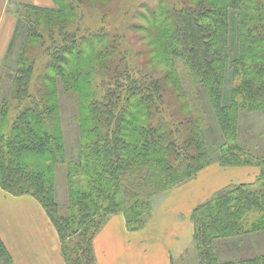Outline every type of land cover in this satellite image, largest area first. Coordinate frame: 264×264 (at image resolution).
Instances as JSON below:
<instances>
[{
  "label": "trees",
  "instance_id": "1",
  "mask_svg": "<svg viewBox=\"0 0 264 264\" xmlns=\"http://www.w3.org/2000/svg\"><path fill=\"white\" fill-rule=\"evenodd\" d=\"M52 1L18 8L9 51L19 53L13 68L0 65L1 189L43 206L66 264H97L94 240L111 216L122 214L127 229L139 231L155 197L212 164L255 166V183L220 191L194 209L192 222L197 264H264L259 250L222 259L264 236V138L249 148L240 137L245 114L264 119V0H159L149 22L158 52L145 69L130 64L121 33L106 28L111 14L129 16L116 0ZM96 15L98 29L89 23ZM63 93L75 98L76 158ZM214 126L218 143L210 144ZM0 264H15L1 238Z\"/></svg>",
  "mask_w": 264,
  "mask_h": 264
},
{
  "label": "crops",
  "instance_id": "2",
  "mask_svg": "<svg viewBox=\"0 0 264 264\" xmlns=\"http://www.w3.org/2000/svg\"><path fill=\"white\" fill-rule=\"evenodd\" d=\"M21 1L46 8L55 6L52 0ZM6 7L4 3L0 13V57L10 36L1 35ZM227 168L211 165L197 178L169 192L139 231L130 232L122 214L111 216L94 240L97 264H186L195 260L193 211L210 200L215 191L222 190L220 172L228 173ZM208 173L210 176H205ZM0 238L15 264H66L59 234L43 206L30 195L12 196L1 187Z\"/></svg>",
  "mask_w": 264,
  "mask_h": 264
},
{
  "label": "rangeland",
  "instance_id": "3",
  "mask_svg": "<svg viewBox=\"0 0 264 264\" xmlns=\"http://www.w3.org/2000/svg\"><path fill=\"white\" fill-rule=\"evenodd\" d=\"M165 1L171 3L173 0ZM25 2L21 0H0V13L2 11L4 3L7 6L5 11V19L2 24L1 35L3 37L7 36V33L8 36L10 35L8 45L4 50L2 57H0V65L3 61V63H5V67L7 65L5 69L14 67L16 57L19 53V47L12 50V52L9 51V45L18 21L17 10L22 4H26ZM115 6L116 10L118 9V7H120V12L125 11L129 14V16H122L112 12L113 14H111V22L109 23V28L106 24L107 30H110V32L113 33H121V37L123 38L122 48L124 49L126 55H128L130 62H132L130 64H133L138 69H145L146 67L149 68L147 64L149 58L154 53L153 50H157L158 52V46H156V37L149 22L153 20L154 12L159 14V10L157 8L159 6V0H116ZM100 19L102 18L99 15H96L95 17L90 16L89 23L92 27L98 29L102 24V21ZM10 20L13 21V24L9 23ZM149 31H151V34L153 35L151 37L153 41L152 45L154 44V49H152V45L147 46L148 42L146 34ZM7 57L10 58L8 59ZM156 57H158V53L156 54ZM146 71L149 70L146 69ZM63 94L61 96V100L63 103V122L66 141L68 143V153L69 156H72V158H76L78 155V132L76 123L73 120L75 111V98L74 96L67 95L66 93ZM166 100L168 107L174 106L175 102L173 99H171L170 96L169 98L168 96H166ZM206 104H208L207 98ZM207 113L208 116L211 117V120H213V113L209 109L207 110ZM240 131V137H242V141L246 143L249 148H251V146L253 145L251 144L252 142H259L260 140H263L262 138H264V119L261 117V115L256 113L245 114L241 118ZM217 136L218 130L217 127L214 126L213 131L210 133V139L208 140V142L210 144L218 143ZM261 155L264 156V146ZM215 164L218 163H214L212 164V166ZM218 166L221 165L218 164ZM59 171L57 173L56 179V183L58 186V201L60 202V204L65 205L67 200L66 181L64 179V171L62 169H59ZM217 172L215 173L216 177H218ZM226 172L228 173L223 174L220 172L221 176L219 177V179H221V182L219 183L222 185V190L233 185L255 183L259 175V169L255 166L250 165L238 167L230 166L226 169ZM205 176H210V173ZM217 186L218 185H216L215 187ZM218 190L214 192L213 196L222 191L220 190L218 192ZM167 194L168 193L164 195L162 194L161 196L159 195L153 199L152 202L154 211L157 204L160 203ZM213 196L210 199H212ZM246 242L247 243H245V245L243 246L241 244L237 246L239 248H242L241 252L237 253V250H233L228 254L223 255L222 259L231 260L234 258L251 257L252 255H254L253 253L255 252V250H259L264 253V236L263 238L262 235L261 238H255L254 236L249 237ZM224 250H222L221 252H223ZM197 262L198 259L196 257L195 260L188 261L186 264H197Z\"/></svg>",
  "mask_w": 264,
  "mask_h": 264
}]
</instances>
